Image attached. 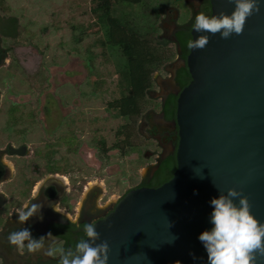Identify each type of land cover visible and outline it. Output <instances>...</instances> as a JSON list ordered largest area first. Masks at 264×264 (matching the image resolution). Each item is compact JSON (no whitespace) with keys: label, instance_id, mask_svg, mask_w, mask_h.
Wrapping results in <instances>:
<instances>
[{"label":"flooded vegetation","instance_id":"af4514ba","mask_svg":"<svg viewBox=\"0 0 264 264\" xmlns=\"http://www.w3.org/2000/svg\"><path fill=\"white\" fill-rule=\"evenodd\" d=\"M200 12L210 15V0H174L165 6L157 37L175 51L152 72L135 120L128 122L129 136L126 117L114 112L122 118L118 138L108 145L103 137L94 140L91 161L75 167L64 157L82 148L81 113L61 114L66 106L50 103L49 94L38 104L32 88L40 75L33 67L36 48L18 42L19 22L4 12L0 0V264H58V256L19 254L6 235L28 228L33 238L46 237V247L74 251L86 237L85 223L95 224L112 212L127 191L157 188L172 177L179 141L177 98L191 79L187 41ZM27 81L28 87L19 89ZM75 96L80 100L81 91ZM105 108L112 110L107 103ZM61 148L64 157L59 155ZM31 204L41 208L18 223L17 211Z\"/></svg>","mask_w":264,"mask_h":264},{"label":"water","instance_id":"95a60500","mask_svg":"<svg viewBox=\"0 0 264 264\" xmlns=\"http://www.w3.org/2000/svg\"><path fill=\"white\" fill-rule=\"evenodd\" d=\"M259 2L242 35L223 39L192 26L191 40L210 39L186 57L191 79L177 98L176 169L157 188L127 191L94 224L96 243L110 245L107 264H209L199 235L213 227L211 200L233 187L264 224V0ZM210 4L209 16L235 8L231 0Z\"/></svg>","mask_w":264,"mask_h":264},{"label":"rangeland","instance_id":"374dc122","mask_svg":"<svg viewBox=\"0 0 264 264\" xmlns=\"http://www.w3.org/2000/svg\"><path fill=\"white\" fill-rule=\"evenodd\" d=\"M171 3L174 0H143L140 15L149 21L152 10ZM94 5V0H2L4 12L16 16L19 22L18 42L34 44L36 48L37 60L33 61V67L40 75L32 88L38 104L49 94L50 103L66 106L61 114L64 111L81 113L82 148L67 152L66 157L62 155L66 152L63 148L59 153L75 167H85V162L91 161L94 150L90 144L94 145V140L103 137L108 145L114 137L117 139L122 123V118L114 116L113 110L105 108L107 101L119 95V90L117 73L108 52L92 44L100 35L93 22L91 8ZM123 14L126 15V11ZM123 22L126 23V16ZM80 25L88 28V36L77 42L73 39L77 31L74 27ZM168 45L172 51V45ZM88 49L95 54L90 63L92 72L86 66ZM27 83L21 84L19 89H26ZM79 91L82 96L76 101ZM71 105L77 108L71 109Z\"/></svg>","mask_w":264,"mask_h":264},{"label":"clouds","instance_id":"9594fccd","mask_svg":"<svg viewBox=\"0 0 264 264\" xmlns=\"http://www.w3.org/2000/svg\"><path fill=\"white\" fill-rule=\"evenodd\" d=\"M235 8L231 14L221 11L218 15L208 16L200 12L195 17L193 30L208 32L212 35L220 33L221 38L228 39L233 34L242 35L247 18L260 11L259 0H231ZM208 35H200L195 40L189 39L187 47L190 50L203 49L209 43ZM37 196H34L36 198ZM239 198V203L235 202ZM213 211L210 222L213 227L199 235L208 254L209 264H258V257H264V224L252 214L251 203L242 190L233 187L227 194L211 200ZM30 205V204H29ZM23 210H18V223L23 224L34 216L41 205L31 204ZM55 210L61 212L57 207ZM41 220L43 216L39 217ZM71 223V217H67ZM83 231L87 239L81 238L74 251L63 247L55 248L51 244L46 247L44 236L33 238L28 228L8 232L6 239L9 246L19 254H40L57 258L58 264H107L110 245L107 240H100V233L93 223H85ZM47 238L52 239L51 233ZM90 238V240H89Z\"/></svg>","mask_w":264,"mask_h":264},{"label":"trees","instance_id":"16d2710c","mask_svg":"<svg viewBox=\"0 0 264 264\" xmlns=\"http://www.w3.org/2000/svg\"><path fill=\"white\" fill-rule=\"evenodd\" d=\"M143 0H94L91 8L94 25L100 35L92 44L100 46L114 64L117 73L119 95L108 101L116 116L126 117V136H129L128 122L133 124L135 116L145 99V91L151 81V74L172 56L175 50L157 37L159 19L165 6L152 10L151 19L144 20L140 11ZM145 6V5H142ZM153 9V8H152ZM145 10H149L148 7ZM126 11V15H124ZM155 13V14H154ZM126 16V23L123 20ZM18 22L17 17H12ZM73 39L77 42L88 36V28L74 27ZM182 47L185 44H181ZM104 55V52L101 53ZM95 54L88 49L87 68L92 72L91 61ZM121 128V127H120Z\"/></svg>","mask_w":264,"mask_h":264}]
</instances>
